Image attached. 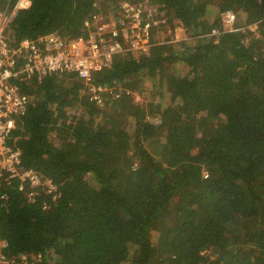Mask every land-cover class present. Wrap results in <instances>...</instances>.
<instances>
[{"label":"trees","instance_id":"1","mask_svg":"<svg viewBox=\"0 0 264 264\" xmlns=\"http://www.w3.org/2000/svg\"><path fill=\"white\" fill-rule=\"evenodd\" d=\"M29 1L4 31L12 44L86 37L91 14L123 16L118 0ZM159 1L149 49L96 73L112 89L102 110L66 95L68 75L31 83L11 143L58 197L43 188L28 201L11 188L0 252L41 253L40 264H264V0ZM175 21L186 39L155 37ZM156 78L170 86L154 89L158 108L134 101Z\"/></svg>","mask_w":264,"mask_h":264},{"label":"built area","instance_id":"2","mask_svg":"<svg viewBox=\"0 0 264 264\" xmlns=\"http://www.w3.org/2000/svg\"><path fill=\"white\" fill-rule=\"evenodd\" d=\"M8 1L0 8V206H5L11 188L28 201L43 188L52 198L57 195L50 179L22 165L21 148L11 143L16 120L26 114L32 98L28 92L31 83L40 82L47 75L74 74L83 82L82 89L91 101L103 106L106 103L103 94L112 89L96 83V73L107 69L115 56L148 50L150 27L163 21L152 8L144 5L145 1L149 4L148 0H138V3L119 0L122 18L111 25L102 20L100 13L91 14L84 20L86 37L49 32L37 40L22 39L12 44L4 31L16 11L29 7L30 1L16 0L11 9ZM234 17L233 13L225 17L231 29ZM41 261V253L0 252V264H40Z\"/></svg>","mask_w":264,"mask_h":264},{"label":"rangeland","instance_id":"3","mask_svg":"<svg viewBox=\"0 0 264 264\" xmlns=\"http://www.w3.org/2000/svg\"><path fill=\"white\" fill-rule=\"evenodd\" d=\"M134 2L135 3H138L139 1L138 0H134ZM148 3L149 4H146V1H145L144 2V5L146 7L148 5L150 8H152L154 10V13H156V14L163 13V11L166 8L165 5L163 4V2L162 1H159V0H148ZM118 8H119V6H118ZM119 10L121 12V9L120 8H119ZM229 11L230 10L225 11V13L223 15L224 18L227 17V16H229L231 13H233L232 11L231 12H229ZM213 12H215L214 8L213 7H210L208 9V13L209 14H213ZM234 16H235V14H234ZM109 17H111V18L106 19V21H108L109 24H111V25L114 24V23H117L118 20H119V19L115 18V16H109ZM235 20H236V18L234 17V21ZM175 22L176 23H174L175 26H174L173 30L169 26L166 29H162V30L161 29H158L157 30V28H156L155 31H157V35H155V37L156 38L158 37L159 40H160L162 37H164L166 35H170L174 41H177V40L179 41V40H182V39H186L187 38V35L185 33L184 27L181 24H179L177 21H175ZM223 25H224V27H226L228 29H231L230 26H229V24L226 23V20H225V22H224ZM250 28H251V30H255L256 29V25L255 24H251ZM154 29H153V31H154ZM64 77H65V79L67 81V88H68V89H66L67 90L66 91V95L73 94V93H76L77 95H79V94H86V95H88L89 100L91 101L89 94L83 91V89H82L83 82L80 79H78L77 77H74V76H67V77L64 76ZM154 85H157V86H154ZM156 87H158L160 89L162 87H164V90L170 89L169 84H167L165 82L163 83V81L161 80V78H156L155 83L150 82V81H145L144 82V89L146 90L145 93H140V92H137V91H132V94L131 95L133 96V99L136 102L138 101V102L141 103V102H145V101L147 102L148 100L150 102H152V103L154 102L155 105H153V106H154L155 109H157L158 108L157 107L158 105L156 103L158 101V96L160 95V91L161 90H158L157 92L156 91L154 92V89H156ZM150 91H152V92H150ZM127 93H131L130 90H128ZM93 106L96 107V108H98V109H100V110H102V107L104 105L101 106V105H98V104L96 105L94 103ZM74 115L75 116L78 115V112L74 113L73 116ZM148 118H151V116H148ZM167 130L168 129L165 128V131L166 132H167ZM168 132H170V131L168 130ZM55 197L57 198L58 195H55L52 198L53 203L56 202V198ZM159 235H160V233H158L157 231H151V236L150 237L153 240V243L154 242L157 243V240H158V236Z\"/></svg>","mask_w":264,"mask_h":264},{"label":"crops","instance_id":"4","mask_svg":"<svg viewBox=\"0 0 264 264\" xmlns=\"http://www.w3.org/2000/svg\"><path fill=\"white\" fill-rule=\"evenodd\" d=\"M104 95V97L106 98V95L105 94H103Z\"/></svg>","mask_w":264,"mask_h":264}]
</instances>
